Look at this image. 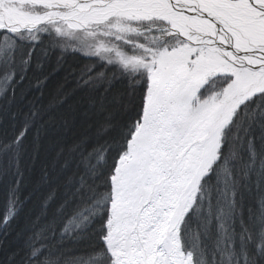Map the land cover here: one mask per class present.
I'll return each mask as SVG.
<instances>
[{"label":"snow or ice","instance_id":"snow-or-ice-1","mask_svg":"<svg viewBox=\"0 0 264 264\" xmlns=\"http://www.w3.org/2000/svg\"><path fill=\"white\" fill-rule=\"evenodd\" d=\"M0 264H264V0H0Z\"/></svg>","mask_w":264,"mask_h":264}]
</instances>
